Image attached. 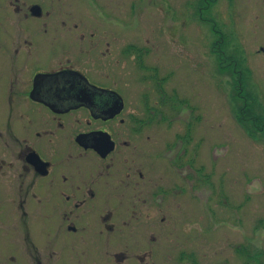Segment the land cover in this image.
Returning <instances> with one entry per match:
<instances>
[{
  "label": "rangeland",
  "instance_id": "374dc122",
  "mask_svg": "<svg viewBox=\"0 0 264 264\" xmlns=\"http://www.w3.org/2000/svg\"><path fill=\"white\" fill-rule=\"evenodd\" d=\"M72 6L76 32L122 48L111 49L112 78L100 83L122 92L126 121L151 128L139 142L144 178L134 175L139 188L129 192L159 195L148 199L150 216H139L156 241L111 252L127 253L122 264H264V0ZM130 45L138 52L125 53Z\"/></svg>",
  "mask_w": 264,
  "mask_h": 264
},
{
  "label": "flooded vegetation",
  "instance_id": "af4514ba",
  "mask_svg": "<svg viewBox=\"0 0 264 264\" xmlns=\"http://www.w3.org/2000/svg\"><path fill=\"white\" fill-rule=\"evenodd\" d=\"M72 3L0 0V264H122L112 245L156 241L139 216L159 195L129 192L151 128L126 121L122 92L100 83L122 48L76 32Z\"/></svg>",
  "mask_w": 264,
  "mask_h": 264
}]
</instances>
